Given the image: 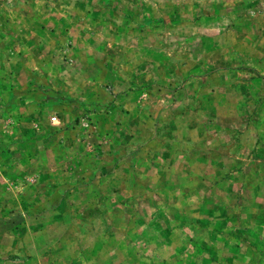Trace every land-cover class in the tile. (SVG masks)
Listing matches in <instances>:
<instances>
[{
  "label": "rangeland",
  "instance_id": "rangeland-1",
  "mask_svg": "<svg viewBox=\"0 0 264 264\" xmlns=\"http://www.w3.org/2000/svg\"><path fill=\"white\" fill-rule=\"evenodd\" d=\"M0 264H264V0H0Z\"/></svg>",
  "mask_w": 264,
  "mask_h": 264
}]
</instances>
